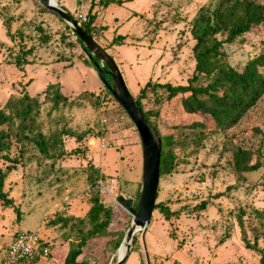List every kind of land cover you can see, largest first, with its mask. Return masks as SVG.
<instances>
[{"label": "rangeland", "instance_id": "374dc122", "mask_svg": "<svg viewBox=\"0 0 264 264\" xmlns=\"http://www.w3.org/2000/svg\"><path fill=\"white\" fill-rule=\"evenodd\" d=\"M56 1V0H55ZM58 1V2H57ZM73 18L95 14L93 37L113 59L133 97L147 82L184 84L193 60L190 21L212 0H57ZM119 44H112L115 36ZM46 36L47 39H43ZM31 48L21 67L12 61L20 49ZM227 62L236 70L259 53L264 54V25L253 26L224 44ZM109 83V76L105 74ZM48 82H58L68 99L90 91L104 96L106 106L83 100L82 106L51 110L40 105L42 130L62 123L74 135L62 136L65 152L53 161L25 160L9 171L3 190L12 205L0 206V264L7 243L17 231L37 229L47 241L49 255L24 264H62L72 244L89 227L86 211L90 197L110 208L104 231L85 239L76 261L112 264L121 248L131 216L115 201L117 195L134 198L140 182L141 151L137 133L120 106L111 102L95 64L86 57L71 30L40 0H0V108L9 96L25 91L42 100ZM146 92L143 111L159 135L180 140L173 148L174 168L158 175L155 204L175 212L164 219L151 211L142 235L149 264H260L264 251V97L240 121L224 132H214L211 121L199 113L183 111L180 98L164 99ZM106 118L103 131L99 119ZM202 122L207 133L197 146L184 135L191 122ZM189 130H188V129ZM79 136L80 140L75 137ZM183 138V139H182ZM228 142L253 151L255 171L236 175L229 163ZM257 150L260 155L256 157ZM5 163L0 161L1 169ZM94 170V172H93ZM95 175L93 184L87 175ZM205 202L203 208L196 206ZM64 221V222H63ZM122 241V239H121ZM122 264H146L141 229L133 233Z\"/></svg>", "mask_w": 264, "mask_h": 264}, {"label": "trees", "instance_id": "16d2710c", "mask_svg": "<svg viewBox=\"0 0 264 264\" xmlns=\"http://www.w3.org/2000/svg\"><path fill=\"white\" fill-rule=\"evenodd\" d=\"M91 3L93 0H90ZM49 11L58 16L54 11ZM89 12L84 15V20L73 18L68 13L81 29L94 39L95 14ZM259 24L264 25V0H212L207 6H201L190 21L189 34L193 40L191 46L193 69L186 82L172 85L168 82L147 81L139 89L138 95L132 96L143 117L152 126L160 140L158 175L173 170L175 165L173 148L180 143V140L174 138L172 134L159 135L154 123L147 115L152 112L142 110L140 99L145 96L146 92L160 96L158 92L160 89L163 91L164 99L181 95L180 104L183 111L199 113L205 118H209L214 132H224L235 126L246 112L264 97V54H257L247 60L240 70H236L227 62L223 45L233 42L253 26ZM65 27L69 28L66 24ZM42 38L47 39L46 36H42ZM118 39H120L119 35L112 38L111 43L119 44ZM76 41L86 53L78 37H76ZM30 53L31 48L20 49L12 63L20 68L21 64L27 62L26 56ZM107 95L112 103L120 106L108 91ZM91 96H93L92 93L85 90L68 99L61 93L58 82H48L42 89V100H39L37 96H30L25 91L17 96H9L5 100L0 108V161L5 163L4 168L0 167V206L12 205V199L3 190V180L9 171L15 169L16 165H21L25 160L31 159H35L38 163L42 159H48L52 165L54 160L63 155L71 153V151H78L77 148L69 152L64 151L62 136L71 137L74 135V132L69 130L64 123L58 126V122L55 120L53 125H48L45 131L42 130L39 117L41 103L49 104V110L46 112V120L49 121L51 110L80 107L83 104L82 101L89 100ZM103 97L97 94L95 97L93 96L91 102L99 105L100 108L103 105L106 106ZM203 126L202 122H191L186 126L190 129L187 128L189 131L179 132L177 135L182 134L181 137L186 135L189 142L197 146L203 138L207 137L208 132L202 130ZM259 133L262 142H264V121L263 130ZM75 139L79 141L80 137L76 136ZM226 150L229 152L232 171L238 176L245 172L255 171L260 165L257 160L251 163L253 151L246 147L228 142ZM259 155L260 150H257L256 157L258 158ZM87 178L93 184L96 176L90 174L87 175ZM138 186L135 197L139 192L140 182ZM90 203L86 211L89 227L85 231V235L80 237L78 243L72 244L68 248L62 264H87L83 261H76L81 245L86 238L103 232L109 222L110 208L105 207L99 201L96 193L90 197ZM204 204L203 201L196 207L203 208ZM133 207L135 208L134 204ZM154 208H157L166 220L175 213L164 204H155ZM17 232L13 233L11 237ZM121 239L122 237L115 241L116 248ZM42 241L43 245L48 246L47 241L44 239ZM37 258L35 256L30 260L18 261L15 264H24ZM259 262L264 264V251Z\"/></svg>", "mask_w": 264, "mask_h": 264}, {"label": "water", "instance_id": "95a60500", "mask_svg": "<svg viewBox=\"0 0 264 264\" xmlns=\"http://www.w3.org/2000/svg\"><path fill=\"white\" fill-rule=\"evenodd\" d=\"M40 2L43 7L58 14L61 20L78 37L86 51V57L95 64L98 77L104 83L111 97L120 104L137 133L141 151L140 189L134 198H125L120 194L114 198V201L131 216V219L119 245V247L124 245V251L121 255H117L113 264L124 262L130 249L132 234L140 229L145 262L149 264L142 235L149 222L151 211L154 209L158 182L160 140L135 104L113 59L95 42L89 33L81 29L79 24L55 0H40ZM105 74L109 76V83L104 78Z\"/></svg>", "mask_w": 264, "mask_h": 264}, {"label": "built area", "instance_id": "2783aa9c", "mask_svg": "<svg viewBox=\"0 0 264 264\" xmlns=\"http://www.w3.org/2000/svg\"><path fill=\"white\" fill-rule=\"evenodd\" d=\"M77 18L84 20V16L80 13L77 15ZM73 37L76 38L74 33ZM99 124L100 130L103 131L106 124V118L103 115L99 119ZM48 254L49 247L43 245L37 229L18 231L7 243L1 264H15L18 261L30 260L35 256L45 257Z\"/></svg>", "mask_w": 264, "mask_h": 264}, {"label": "bare ground", "instance_id": "6f19581e", "mask_svg": "<svg viewBox=\"0 0 264 264\" xmlns=\"http://www.w3.org/2000/svg\"><path fill=\"white\" fill-rule=\"evenodd\" d=\"M120 248H121V254H122L123 251H124V245H121V246L119 247V249H118V253H119V251H120Z\"/></svg>", "mask_w": 264, "mask_h": 264}, {"label": "crops", "instance_id": "0c3cea01", "mask_svg": "<svg viewBox=\"0 0 264 264\" xmlns=\"http://www.w3.org/2000/svg\"><path fill=\"white\" fill-rule=\"evenodd\" d=\"M56 1H57V0H56ZM57 2H58V1H57ZM59 6L62 7L64 10H66L65 7H64L63 5L59 4Z\"/></svg>", "mask_w": 264, "mask_h": 264}]
</instances>
